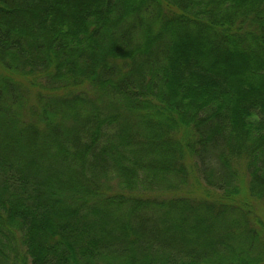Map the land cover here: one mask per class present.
<instances>
[{
    "label": "trees",
    "instance_id": "obj_1",
    "mask_svg": "<svg viewBox=\"0 0 264 264\" xmlns=\"http://www.w3.org/2000/svg\"><path fill=\"white\" fill-rule=\"evenodd\" d=\"M254 201L264 0H0V264H264Z\"/></svg>",
    "mask_w": 264,
    "mask_h": 264
},
{
    "label": "rangeland",
    "instance_id": "obj_2",
    "mask_svg": "<svg viewBox=\"0 0 264 264\" xmlns=\"http://www.w3.org/2000/svg\"><path fill=\"white\" fill-rule=\"evenodd\" d=\"M19 78L21 79V77H19ZM21 80L26 85V79H21ZM78 90H85L89 94L93 93V90L91 89V87L87 83L85 85H83L82 87H80ZM191 184H192L193 188H190L189 191L187 190V192L183 194L184 197L190 198V199H206L207 198V194L205 193V191L202 188L203 185L202 184L200 185V182L195 177L192 178ZM252 205H253V207L255 206V209H256L254 215H256L261 220L262 224H264V201H254L252 203ZM240 216H242V215H240ZM18 239H19V237H17V240ZM15 245H19L17 241H15L13 243V247ZM15 250H18L20 252V254H19L21 257L20 263L26 262L24 257H23L24 255L22 256L23 250L19 247H16Z\"/></svg>",
    "mask_w": 264,
    "mask_h": 264
}]
</instances>
